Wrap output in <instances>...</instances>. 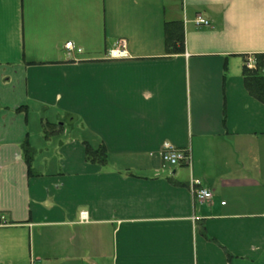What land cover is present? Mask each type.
<instances>
[{"label":"crops","instance_id":"1","mask_svg":"<svg viewBox=\"0 0 264 264\" xmlns=\"http://www.w3.org/2000/svg\"><path fill=\"white\" fill-rule=\"evenodd\" d=\"M258 56L264 0H0V264H264Z\"/></svg>","mask_w":264,"mask_h":264},{"label":"trees","instance_id":"2","mask_svg":"<svg viewBox=\"0 0 264 264\" xmlns=\"http://www.w3.org/2000/svg\"><path fill=\"white\" fill-rule=\"evenodd\" d=\"M166 33V48L168 54L182 53L185 50V35L183 24L180 21H169L165 25ZM263 57L258 56L256 65L253 68H248L245 65L243 74L245 84L248 91L258 100L264 103V73L262 72ZM48 130L46 129V132ZM24 156L26 163L29 166V171L32 172V163L36 154L28 142L23 144ZM87 159L98 162L106 163L108 159V151L105 145H99L97 148L87 145L86 147Z\"/></svg>","mask_w":264,"mask_h":264},{"label":"built area","instance_id":"3","mask_svg":"<svg viewBox=\"0 0 264 264\" xmlns=\"http://www.w3.org/2000/svg\"><path fill=\"white\" fill-rule=\"evenodd\" d=\"M197 23L202 25H209L210 22L205 19L202 16L197 17ZM127 40L125 38H121L116 43V46L110 50V57L113 59H119V58H127L129 57V52L127 49ZM65 47L69 51H74L76 49L75 44L72 41H69L65 44ZM78 52L81 51V49H77ZM245 64L248 68H253V61L251 57H247L245 60ZM161 156L164 163L169 164L171 166H177L180 164H187L189 165L191 163V154L189 150L187 149H181L173 145L172 143L165 142L162 146L161 150ZM197 184H199L197 182ZM193 194L194 197L198 201H206L211 200L213 197L212 192L209 190L195 185L193 188ZM81 220L87 221L88 220V212L82 211L81 212ZM34 264V262L32 263Z\"/></svg>","mask_w":264,"mask_h":264}]
</instances>
